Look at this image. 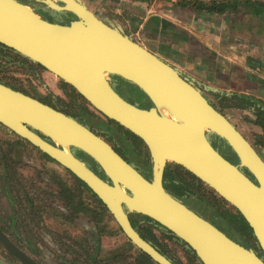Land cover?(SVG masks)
<instances>
[{
    "label": "water",
    "instance_id": "95a60500",
    "mask_svg": "<svg viewBox=\"0 0 264 264\" xmlns=\"http://www.w3.org/2000/svg\"><path fill=\"white\" fill-rule=\"evenodd\" d=\"M31 2L74 18L69 24L50 21ZM0 44L71 86L89 108L142 140L150 178L72 114L0 82V124L80 179L137 249L156 264H176L141 236L131 213L156 221L202 264H264L253 249L234 241L164 186L168 164L181 166L244 218L264 253V159L177 68L83 0H0ZM113 77L138 88L151 107L124 99ZM213 136L226 143L236 163L213 145ZM75 151L88 156L101 173ZM0 245L21 264H39L1 228Z\"/></svg>",
    "mask_w": 264,
    "mask_h": 264
},
{
    "label": "crops",
    "instance_id": "0c3cea01",
    "mask_svg": "<svg viewBox=\"0 0 264 264\" xmlns=\"http://www.w3.org/2000/svg\"><path fill=\"white\" fill-rule=\"evenodd\" d=\"M190 1L193 0L89 2L110 9L113 23L177 68L237 127L264 159V145L260 140L264 137V129L258 124L256 111L252 107L241 108L234 104L244 97L264 103V14H256L245 7V0L239 1L236 11L223 13L195 10L188 4ZM111 225L112 222L109 228L112 232ZM111 232L107 230L101 237L103 260L112 262L115 257H120L118 263L112 264L144 263L140 259V250L127 238L107 245L106 236H114ZM5 260L6 264H21L14 259Z\"/></svg>",
    "mask_w": 264,
    "mask_h": 264
},
{
    "label": "trees",
    "instance_id": "16d2710c",
    "mask_svg": "<svg viewBox=\"0 0 264 264\" xmlns=\"http://www.w3.org/2000/svg\"><path fill=\"white\" fill-rule=\"evenodd\" d=\"M20 1L25 3L27 2V0ZM239 1L240 0H220L219 2H207L204 0H193L188 2V4H190L195 10L223 13L236 11L238 9ZM244 4L245 7L250 8V10L256 14H264V1L245 0ZM57 14L59 18H65L66 24H69V22L74 18V16L70 13ZM9 66H20L24 69H28V71L31 73L33 72L36 76L38 75L37 69H43L41 66L31 62L27 58L0 44V73L4 72V68H7ZM112 80L114 81L113 85L120 94H122V91H125L127 95L129 94V102H139L141 107L146 109L148 108V106H151L149 100L144 96V94L140 90H138V88L131 85L129 82L122 80L119 77H113ZM0 82L2 81L0 80ZM61 82V88L63 92L67 95V97L72 103L71 107L75 105L78 108V110L74 111L75 113L73 114V116L77 117L81 122L89 126L91 129L95 130L103 138L113 144L114 148L118 152H120L123 157H125L129 162H131L146 177L150 178V158L147 153V149L145 150L146 147L142 140L131 132H129L128 130L123 129L115 122L106 118H102L101 116H98L97 114L92 112V110L87 106L86 102L83 101L82 97L79 96L71 86L64 83L62 80ZM4 84L14 89H17L7 83ZM20 91L25 92L23 90ZM36 98L53 107H57V102L61 104L66 103L64 100H62L58 96H55L50 91H48L47 96L43 98ZM78 98L83 102L77 103L76 100ZM238 100H240L241 102L237 101V103H234L236 104L235 106L248 109L252 107L256 111L258 124L264 129V103L261 101H255L247 97L240 98ZM212 138L214 140V145L223 151L227 159L233 161L234 154L231 149L226 145V143L217 136H213ZM127 140L132 141L134 146H130V144L126 142ZM260 140L261 144L264 145V137L263 139L260 138ZM17 144L18 146L20 145V143ZM26 146V144H22V147L24 148L23 150H25ZM142 151L144 153H147L149 160L143 159L140 156V153ZM44 155L48 159H51L46 154ZM35 161L36 159H32L31 157L24 155L23 152L21 154V158L16 160V158L11 156V152L3 151L0 156V162L2 164L3 170L1 171L3 174V179L6 183L13 182L17 178L19 181L22 179L20 181L22 182L23 175L15 169L17 168V164L21 163L22 165L26 166L34 163ZM245 171L247 172V170ZM47 178L50 181H48L49 184L53 183L55 185L54 188L60 194L62 200L66 203L65 206L62 208L63 211L67 213V216H69V218H73L79 214L86 217L81 218L83 217L81 216V219L79 220L80 222H83L81 226H83L85 230H87L88 239L86 240L91 242L92 247L95 250V256L91 259L92 261L94 259V264L100 263V261H97V256L101 252V237L107 233V229L109 227L108 223H106V213L109 214V211L107 210L105 205L99 200V198H97V196L93 194V192L77 177V181L73 182V188H69V186H67V183L63 179L61 180L54 171L51 174H47ZM164 186L172 194L181 199L185 204L194 209L198 214L211 221L220 229L225 230L231 233L232 235H234L232 233L233 230H239L241 233L244 234L252 233V229L249 227L247 222L233 207L227 204V202H225L221 197H219L213 190L208 188L194 175L184 170L181 166L175 165L173 163L168 164L164 173ZM86 191L91 193L92 196L99 202L100 205L96 206L95 209L90 208L84 203L85 201H83V195ZM79 196H81L82 199L77 200L79 199ZM130 219L133 226L139 231L143 238H145L154 247H156L165 255H167L174 263L181 264L180 261L176 259L175 256L170 252L171 250L166 245L165 240L168 239L170 241H174L177 245H180L185 250L187 248L184 242L176 238L172 233L162 228L160 224H158L156 221L147 216L131 213ZM156 231H159L162 236H159ZM114 233L115 231L112 230L111 234ZM3 252L4 254H6L5 250ZM6 257L14 259L9 254H6ZM140 257L142 262H144L143 264H147V262H154L149 256H147L143 252H141ZM115 258L114 260H112V263H118L120 261V257ZM6 262L7 261L5 259L0 260L1 264H6Z\"/></svg>",
    "mask_w": 264,
    "mask_h": 264
},
{
    "label": "flooded vegetation",
    "instance_id": "af4514ba",
    "mask_svg": "<svg viewBox=\"0 0 264 264\" xmlns=\"http://www.w3.org/2000/svg\"><path fill=\"white\" fill-rule=\"evenodd\" d=\"M38 5L40 7L39 9L40 13L38 11L37 12L41 16L53 22L59 21V20L58 21L54 20L52 18L53 16L58 17V14L56 12L54 13L53 11H51L50 9H48L45 5L41 3H38ZM112 83L114 84L113 80H112ZM134 104H138V106L141 107L139 102H134ZM149 107L151 106H148V108ZM10 132L16 136L17 140H13V142L12 140L5 141L4 143L9 144V148L7 150L1 149L0 151L2 152L9 151L12 153L15 150V148L17 149L20 148L21 150L20 151L18 150V151L21 153L24 149L22 147V144L24 143L26 145L31 146L33 149L37 150L38 152H40L42 158H44V161H35L36 163L34 162L32 164L26 165V167H31L33 169V172H35V174L33 175L36 176L35 178H33V175L27 176V174H24L22 167H20L22 164L21 163L17 164V168L15 169L16 171H19L23 175L22 182H20L22 179L19 181L17 178L13 182L6 183L5 180L3 179V174L1 172L3 171L2 166H0V228L9 236V238L15 244H17L19 247H21L25 251L27 250L26 252L30 256H32V254H37V253L40 254L39 260H37L36 258L32 256L34 259H36L39 262V264H94L93 262L94 259L92 261L91 258H94L95 250L92 247L91 242L86 240L88 239L87 230H85V228L81 226L83 222H80L79 220L81 218H86V217H84L83 215H79V214L73 218L72 217L69 218V216H67V213L64 212L62 208L65 206L66 203L62 200V198L60 197V194L54 188L55 185L53 183L49 184L50 181L48 179L49 177L47 178V174H51L54 171L61 180L63 179L67 183V186H69V188L70 187L73 188V182L77 181L76 177L71 172H69L64 167H62L60 164L55 162L54 160L48 159L44 155V153H42L36 147L31 145L29 142H27L26 140L24 141V139L20 138L12 131ZM211 140L214 145L213 138H211ZM17 143H20V145L18 146ZM129 144L132 147L134 146V144L133 145L131 143ZM215 147L219 149L217 146ZM219 151L224 155L221 149H219ZM75 152L91 168L99 172L98 167L88 156L78 151H75ZM147 153H144L142 151L140 153V156L143 159H148ZM233 157H234L233 158L234 160L232 162L236 163L237 158L235 156ZM49 162L56 164L61 169L57 167H56L57 169L54 167L49 168V166H47ZM63 171H65V173H63ZM100 173L101 172H99V174ZM80 199H82L81 196H79V199L77 200H80ZM83 201H85L84 203L92 209H95L96 206L100 205L99 202L92 196V194L87 191L84 192ZM49 209L56 210L57 212H59L62 215L64 222H68V223L73 224L74 226L79 227V229L83 231L82 235L80 236L82 237L81 240L75 241L70 236H67L64 234L58 236L57 238L59 239L57 240L53 236L55 235V229H52L49 226H46L47 225L46 215ZM106 214H107L106 223H108L109 225L107 230L110 233L111 232L109 230L110 222L112 221L115 222V220L110 215V213L109 214L106 213ZM28 222L32 223V226H34V228L36 229L35 231L37 232L39 238L41 239V241H43L45 246H42L34 242L32 236L30 237L29 235H26V232L28 229L27 230L25 229L24 231L23 228H26L25 225L26 226L29 225ZM47 228H49L50 230L49 229L47 230ZM118 229H119V226H118ZM222 231L225 232L230 238H232L237 243L249 249H253L260 257L264 259V253L262 252L255 236L253 235V232L251 234L250 233L244 234V233H241L239 230H233L232 233L235 235L234 236L225 230H222ZM46 232L52 235L51 240L48 239ZM156 233L159 236H162V234L159 231H156ZM165 243L166 245L167 243L177 245L174 241H170L168 239L165 240ZM69 244L73 245L72 246L73 248H71V252H69L70 251ZM101 245L102 243L100 244V248H102ZM47 246L50 248H54L55 252L52 253L50 251H47V249H45ZM177 246H180V245H177ZM0 247L3 249L1 245ZM181 248L183 249V247ZM186 248L187 249L185 250L183 249V251L186 255L185 258L187 260V264H202L199 258L194 253V251L188 245H186ZM71 253H73L74 256H72ZM14 260L16 259L14 258ZM97 261H100V263L98 264H108V262H106L105 260L101 258V254L97 256ZM109 264H112V262H109Z\"/></svg>",
    "mask_w": 264,
    "mask_h": 264
},
{
    "label": "rangeland",
    "instance_id": "374dc122",
    "mask_svg": "<svg viewBox=\"0 0 264 264\" xmlns=\"http://www.w3.org/2000/svg\"><path fill=\"white\" fill-rule=\"evenodd\" d=\"M28 1H30V0H27V2ZM83 1L89 6L90 9H92L95 13H97V15H99V17L107 18L109 21H112V14L110 13V9H108V8L106 9L104 7H101V8L96 7L95 5L91 4L87 0H83ZM30 5L33 9H35L36 11L39 12L40 7H39L37 2H31ZM52 18L54 20H57V21L59 20L61 23H65V18H63V17L58 18V17L53 16ZM37 72H38V75L36 76V75H34L33 72L31 73L28 71V69H24L20 66H9L7 68H4V72L0 73V80L4 83H7V84L19 89V90H23V91L27 92L29 95L34 96V97L43 98V97L47 96L48 91H50L52 94H54L55 96H58L59 98H61L62 100H64L66 102L65 104H61V103L57 102L56 103L57 107L61 110H64L66 113L73 115L75 113L74 111L78 110V108L75 105L73 107H71L72 103H71L70 99L67 97V95L63 92V90L61 88L62 87L61 80L59 78H57L56 76H54L53 74L49 73L48 71L44 70V69L38 68ZM121 95L124 99H126L127 101H130L129 97H128L129 94L127 95V93L125 91L124 92L122 91ZM76 101H77V103L83 102L79 98ZM92 112L97 114L94 110H92ZM97 115L100 116L99 114H97ZM9 140L10 141L12 140V142H13V140H17V139H16V136L14 134H12L8 129H6L0 125V150L1 149L7 150L9 148V144L4 143L5 141H9ZM126 142L131 143L133 145V142L130 140L129 141L127 140ZM18 150L20 151L21 149L15 148V150L11 153V156L16 158V160L21 158V154L23 152L24 155H27V156L31 157L32 159H36V161H44V158H42L41 153L38 152L37 150L33 149L29 145H27L25 147V150H23L21 153ZM1 153H2V151H0V156H1ZM0 166H2L1 162H0ZM47 166H49V168H51V167L60 168L59 166H57L56 164L51 163V162H49L47 164ZM20 167H22L24 174H27V176H32L33 174H35V172H33V169L31 167H26L23 165H21ZM63 173H65V171H63ZM35 177L36 176L33 175V178H35ZM46 217H47V219H46L47 225L46 226H49L50 228L55 229V235H53V236L57 240L59 239L57 237L62 235V234L70 236L75 241L81 240L82 237H80V236L82 235V233H81V231L78 232L80 230L79 227L74 226L71 223L64 222L62 215L59 212H57L56 210L49 209ZM28 224L29 225H27V226L25 225L26 228H23L24 231H25V229L26 230L28 229L26 232V235H29L30 237L32 236L34 242H36L42 246H45L43 241H41L37 232L35 231L36 229L34 228V226H32V223L28 222ZM111 226L113 227V230L117 234H113L114 236H110V235L106 236L107 237L105 239L106 244L109 246L113 245L114 244L113 242H118L120 240L126 239V237L118 229V226L114 221H112ZM48 229L49 228H47V230ZM46 233H47L48 239L51 240L52 235L48 234V232H46ZM116 235H118V236H116ZM168 245H169L170 250H171L170 252L175 256V258L178 259L181 262V264H187V260L185 258L186 255H185L183 249L180 246L173 245L171 243H167V246ZM72 246L73 245L69 244V249H70L69 252H71V248H73ZM45 249H47V251H50L52 253L55 252L54 248H50L48 246ZM3 251L4 250L0 247V258L1 259L8 258V257H6V254H4ZM71 255L74 256L73 253H71ZM32 256L34 258H36L37 260L40 259V254H38V253L32 254Z\"/></svg>",
    "mask_w": 264,
    "mask_h": 264
},
{
    "label": "bare ground",
    "instance_id": "6f19581e",
    "mask_svg": "<svg viewBox=\"0 0 264 264\" xmlns=\"http://www.w3.org/2000/svg\"><path fill=\"white\" fill-rule=\"evenodd\" d=\"M163 115L170 117L171 113L166 108H160Z\"/></svg>",
    "mask_w": 264,
    "mask_h": 264
}]
</instances>
